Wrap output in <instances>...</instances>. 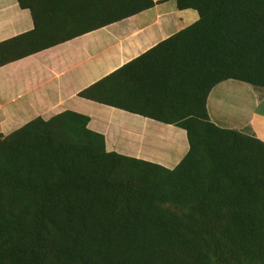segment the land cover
<instances>
[{"label": "trees", "instance_id": "trees-1", "mask_svg": "<svg viewBox=\"0 0 264 264\" xmlns=\"http://www.w3.org/2000/svg\"><path fill=\"white\" fill-rule=\"evenodd\" d=\"M175 3L198 19L78 95L180 127L187 153L168 169L109 152L69 110L0 135V264H264V141L207 110L223 81L264 88V0ZM41 32L0 42V66L61 41Z\"/></svg>", "mask_w": 264, "mask_h": 264}, {"label": "crops", "instance_id": "crops-1", "mask_svg": "<svg viewBox=\"0 0 264 264\" xmlns=\"http://www.w3.org/2000/svg\"><path fill=\"white\" fill-rule=\"evenodd\" d=\"M126 1L132 7L139 0H37L33 13L17 0H0V42L37 29L45 41L61 40L0 66V135L69 110L89 117L88 128L104 136L109 152L168 169L178 164L188 151L183 129L78 95L198 19L196 11L179 10L175 0H165L104 23L129 8H118ZM234 85L226 80L210 91L211 121L264 141L253 126L255 106L240 118L214 108L220 95L214 91Z\"/></svg>", "mask_w": 264, "mask_h": 264}, {"label": "rangeland", "instance_id": "rangeland-1", "mask_svg": "<svg viewBox=\"0 0 264 264\" xmlns=\"http://www.w3.org/2000/svg\"><path fill=\"white\" fill-rule=\"evenodd\" d=\"M229 81L235 85L225 91L222 88L214 91V94H220L218 98L216 96L217 101L214 102V108L220 110L221 113L240 118L247 111L250 112L252 105L255 106L253 126L258 133L264 136V88H255L237 80ZM210 96L213 98L214 95ZM209 107L212 108V105L210 104Z\"/></svg>", "mask_w": 264, "mask_h": 264}]
</instances>
